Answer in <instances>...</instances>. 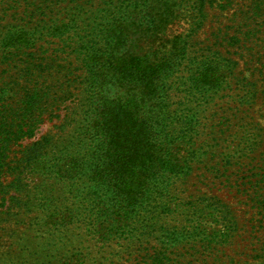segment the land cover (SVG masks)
Returning <instances> with one entry per match:
<instances>
[{
  "label": "trees",
  "instance_id": "16d2710c",
  "mask_svg": "<svg viewBox=\"0 0 264 264\" xmlns=\"http://www.w3.org/2000/svg\"><path fill=\"white\" fill-rule=\"evenodd\" d=\"M212 4H109L74 47L79 73L71 79L83 84L85 109L72 136L59 142L44 135L21 143L60 104L62 66L47 57L41 72L33 70L42 66L29 48L33 33L17 25L1 32L0 61L11 60L13 50L31 61L11 82L1 81L8 98H0V264H183L188 246L209 256L237 230L226 202L197 198L184 207L182 225L164 219L174 212V183L194 164L209 172L236 166L234 179L225 171L213 178L244 192L264 227V91L234 100L226 91L237 62L224 45L206 47L207 54L190 48ZM246 6L237 14L246 29L224 37L226 46L257 34L255 46L264 48V0ZM178 19L187 32L160 43ZM76 26L75 17L50 30L63 35ZM259 71L264 89V64ZM173 78L182 80L175 93ZM255 259L264 264V237Z\"/></svg>",
  "mask_w": 264,
  "mask_h": 264
},
{
  "label": "rangeland",
  "instance_id": "374dc122",
  "mask_svg": "<svg viewBox=\"0 0 264 264\" xmlns=\"http://www.w3.org/2000/svg\"><path fill=\"white\" fill-rule=\"evenodd\" d=\"M117 1L120 2V0ZM212 1L213 4L209 7L203 25L189 39L192 45L191 50H196L197 47L203 48V50H199V53L207 54L206 47L211 46V51H215L217 50L215 44L221 43L224 45L225 48L223 49L227 51V56L237 62L232 75L229 77L230 87L226 91L234 100L237 99V95L239 97L244 95L246 98L252 92L264 91L263 84L254 74H262L263 72L259 70H261V65L264 64V48L255 46V43L259 42L255 38L257 34L252 35L248 42L237 46L235 45L236 42H233L232 46H226V40L224 39V37L230 35L239 36L240 31L246 29L242 25L246 20L242 19L239 22L240 19L237 18V14L240 10L247 11L246 5L249 0H234L231 4L225 0ZM115 2L116 0H0V35L6 27L11 28L16 25L17 27H23L33 33L35 42L29 48L37 49V62L42 63V66L38 64L33 70L41 72L48 58L54 59L58 65L62 66V68L58 66L61 73L56 75V79L62 82L61 87L57 90H60V95H62L58 100L60 104L56 106L57 109L51 107L52 110H47L48 112L42 116V121L37 124L34 135L29 139L22 140L23 145L36 141L44 135L54 138L56 142L61 141L63 137L72 136L73 130L80 123L85 109L83 107V84L79 83L80 78L76 82H72L71 79L73 73H79L77 70L79 60L74 58V47L78 42V38L86 36V30L91 27L92 23H97L99 16L107 12L108 5ZM218 3H224V8H221ZM40 4H42L41 7ZM228 4L230 5L228 6ZM75 17L77 26L68 28L63 35H60L58 30L53 32L50 30L55 21L69 22ZM186 32L187 22L185 19H178L169 28L167 36L164 39L162 38L160 43H165L167 37L175 34L183 35ZM11 54V60L0 61V98L3 99L8 98V93L4 90V84L1 81L5 79L11 82L14 77L19 75L17 74L18 71L21 72V66L26 68L28 62L31 61L29 58L25 59V55H18L14 50ZM22 60L24 61L21 63ZM180 73L185 74V70H181ZM172 81L174 82L172 91L175 93V87L180 85L182 80L173 78ZM18 82L22 86L21 80H18ZM246 82L251 84H246ZM9 100H15V97ZM173 101H176V98ZM214 105V103L209 105L211 106L209 107L211 109L209 110L210 114L215 112ZM235 106L236 103H232V107ZM245 107L246 105L243 108L241 106L240 109H245ZM201 121L203 123V119ZM206 123L211 124L207 120ZM59 147L60 145L57 143L56 148ZM20 149L19 146L13 147L14 151ZM234 163L235 161L232 162V164ZM235 169L236 166L227 170L220 167L219 172L225 171L234 179L237 175ZM219 172H209L207 169H203V165L194 164L193 171L184 180L178 179L173 185L171 203H174L175 206H172L174 212L164 218L167 224L182 225L186 219L182 214L184 207L197 198H209L210 196L219 197L226 202L235 213L237 220V230L234 235L226 244L216 247L215 251L209 256L208 251H199L197 247H185L184 254L187 255L183 260V264H211L213 261H220L221 264L256 263L255 255L262 245L264 237V227L259 221L261 216L256 213L250 199L236 185L224 182V180L221 181V178H213L215 173L219 175ZM120 252L119 250V254ZM204 255L206 257H203Z\"/></svg>",
  "mask_w": 264,
  "mask_h": 264
}]
</instances>
